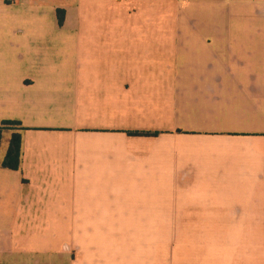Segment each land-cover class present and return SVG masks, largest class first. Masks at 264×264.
<instances>
[{
    "label": "crops",
    "instance_id": "crops-1",
    "mask_svg": "<svg viewBox=\"0 0 264 264\" xmlns=\"http://www.w3.org/2000/svg\"><path fill=\"white\" fill-rule=\"evenodd\" d=\"M4 120L0 264H264V0H0Z\"/></svg>",
    "mask_w": 264,
    "mask_h": 264
},
{
    "label": "rangeland",
    "instance_id": "rangeland-1",
    "mask_svg": "<svg viewBox=\"0 0 264 264\" xmlns=\"http://www.w3.org/2000/svg\"><path fill=\"white\" fill-rule=\"evenodd\" d=\"M130 195L132 202L140 198L144 203L157 202L170 210L168 206L174 204L206 203V191H130Z\"/></svg>",
    "mask_w": 264,
    "mask_h": 264
},
{
    "label": "trees",
    "instance_id": "trees-1",
    "mask_svg": "<svg viewBox=\"0 0 264 264\" xmlns=\"http://www.w3.org/2000/svg\"><path fill=\"white\" fill-rule=\"evenodd\" d=\"M56 16H57L58 22L61 23L64 17V11L61 9H57ZM12 125L14 126L19 125V122L14 121V120L2 121V123L0 124V141H1L2 130L5 127H9ZM129 133L133 135L155 134V133L137 132V131L129 132ZM20 154H21V134L18 131H14L11 133V136L9 138L6 153L2 161V166L9 168V169H18L19 163H20Z\"/></svg>",
    "mask_w": 264,
    "mask_h": 264
}]
</instances>
